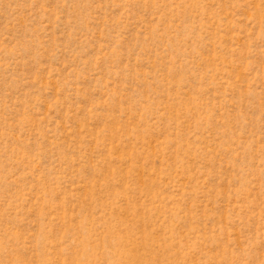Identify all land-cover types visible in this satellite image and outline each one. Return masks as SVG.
Listing matches in <instances>:
<instances>
[{"label": "rangeland", "instance_id": "obj_1", "mask_svg": "<svg viewBox=\"0 0 264 264\" xmlns=\"http://www.w3.org/2000/svg\"><path fill=\"white\" fill-rule=\"evenodd\" d=\"M0 264H264V0H0Z\"/></svg>", "mask_w": 264, "mask_h": 264}]
</instances>
